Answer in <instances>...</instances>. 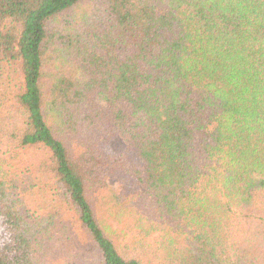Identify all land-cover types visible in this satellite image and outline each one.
Returning <instances> with one entry per match:
<instances>
[{
    "label": "trees",
    "instance_id": "16d2710c",
    "mask_svg": "<svg viewBox=\"0 0 264 264\" xmlns=\"http://www.w3.org/2000/svg\"><path fill=\"white\" fill-rule=\"evenodd\" d=\"M0 264H264V0H0Z\"/></svg>",
    "mask_w": 264,
    "mask_h": 264
},
{
    "label": "rangeland",
    "instance_id": "374dc122",
    "mask_svg": "<svg viewBox=\"0 0 264 264\" xmlns=\"http://www.w3.org/2000/svg\"><path fill=\"white\" fill-rule=\"evenodd\" d=\"M111 146L114 150H119L124 146V141L120 136H115L111 140Z\"/></svg>",
    "mask_w": 264,
    "mask_h": 264
}]
</instances>
